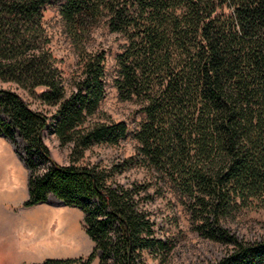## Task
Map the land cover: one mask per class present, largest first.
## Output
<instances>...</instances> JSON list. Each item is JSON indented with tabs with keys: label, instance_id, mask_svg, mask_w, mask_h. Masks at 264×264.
Segmentation results:
<instances>
[{
	"label": "trees",
	"instance_id": "16d2710c",
	"mask_svg": "<svg viewBox=\"0 0 264 264\" xmlns=\"http://www.w3.org/2000/svg\"><path fill=\"white\" fill-rule=\"evenodd\" d=\"M48 5L58 6L79 55L69 80L44 27ZM101 23L126 39L113 83L144 114L132 134L100 108L107 57L87 42ZM5 83L26 90L39 107ZM45 130L70 147L68 165L52 158ZM0 134L25 143L23 205L54 195L80 208L94 243L87 257L28 264L165 259L176 244L152 205L168 184L193 229L229 248L210 264H264V239L245 241L229 228L243 208L257 202L264 209V0H0ZM130 135L132 154L106 165L84 162L93 147L119 146ZM133 170L145 176L119 179Z\"/></svg>",
	"mask_w": 264,
	"mask_h": 264
},
{
	"label": "rangeland",
	"instance_id": "374dc122",
	"mask_svg": "<svg viewBox=\"0 0 264 264\" xmlns=\"http://www.w3.org/2000/svg\"><path fill=\"white\" fill-rule=\"evenodd\" d=\"M43 23L50 38V48L61 68L64 77L69 80L79 71V55L73 46L70 38L65 32L64 22L59 13L58 6L48 5L44 9ZM126 39L120 33L111 32L108 26L101 23L94 28L87 42L89 50L102 49L107 57V95L102 101L101 110L111 116L114 120H124L129 126L130 134L144 119V114L140 112V105L135 101L123 100L119 96L118 89L114 86V78L117 75V56L122 51ZM67 82V81H66ZM5 87L14 89L33 108L39 107V102L29 96L28 92L15 83H5ZM70 87L67 82V90ZM41 89H38L40 91ZM53 110V107H43ZM50 116L51 114L48 113ZM44 142L49 147L52 158L61 165L70 163V147L62 146L50 130L44 132ZM137 141L130 135L123 140L119 146H95L86 152L84 162L109 164L113 160L128 156L135 151ZM26 149L24 141L16 136L14 141H10L0 134V167L4 165V160L15 158L21 165L27 168V183L30 171L25 164ZM14 168V166H13ZM145 176L142 170H133L119 176L122 182H127L135 178L141 179ZM26 181V180H25ZM25 183L21 182V189L17 190L18 195L14 198L11 208L19 211L30 210L23 204L28 199ZM166 197L158 198L152 208L158 216L159 226L164 233L176 244L170 254L163 260H153L149 258V264H210L222 258L229 248L221 243L210 241L202 237L192 227L189 213L180 195L175 192L173 185L166 187ZM18 205V206H17ZM39 212L48 214L49 210L57 212L53 219H45L43 222L42 237L45 242L52 237L56 240L59 236V218L68 221L73 235L66 241L60 240V252L50 254L48 258H78L87 257L94 243L87 235L84 225V212L76 207L67 205L63 200L54 195H50L46 202L38 204ZM230 230L245 241H255L264 239V209L258 207L255 202L249 208H243L236 217L229 223ZM57 237V238H56ZM76 247L77 251L71 250ZM54 254V255H53ZM41 261L36 262H42ZM28 264L33 262H9L0 259V264ZM93 264H98L96 259Z\"/></svg>",
	"mask_w": 264,
	"mask_h": 264
},
{
	"label": "crops",
	"instance_id": "0c3cea01",
	"mask_svg": "<svg viewBox=\"0 0 264 264\" xmlns=\"http://www.w3.org/2000/svg\"><path fill=\"white\" fill-rule=\"evenodd\" d=\"M3 162L4 165L0 167V259L9 262H36L54 252L62 251L58 236L56 240L50 237L46 242L42 237L44 220L58 216L56 211L49 210L45 215L39 212L38 204L29 207L30 210L11 208L22 181L28 193L27 168L15 158ZM71 250L77 251V248L72 247Z\"/></svg>",
	"mask_w": 264,
	"mask_h": 264
},
{
	"label": "bare ground",
	"instance_id": "6f19581e",
	"mask_svg": "<svg viewBox=\"0 0 264 264\" xmlns=\"http://www.w3.org/2000/svg\"><path fill=\"white\" fill-rule=\"evenodd\" d=\"M59 227L58 237L60 240H68L70 237H72V229L70 228L68 221L62 217L59 218Z\"/></svg>",
	"mask_w": 264,
	"mask_h": 264
}]
</instances>
